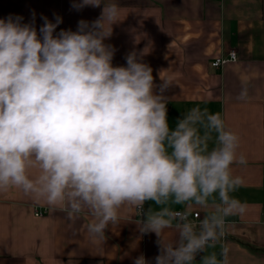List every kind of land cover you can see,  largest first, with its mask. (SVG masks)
I'll return each mask as SVG.
<instances>
[{"label":"clouds","instance_id":"9594fccd","mask_svg":"<svg viewBox=\"0 0 264 264\" xmlns=\"http://www.w3.org/2000/svg\"><path fill=\"white\" fill-rule=\"evenodd\" d=\"M101 5V15L79 20L76 31L57 32L58 15L54 22L41 16L38 30L34 13L29 23L21 16L0 19V191L19 189L69 218L87 209L93 239L118 223L122 206L143 209L154 202L159 210L143 213L139 231L157 237L155 264H195L197 256L200 264H227L226 247L219 260L207 249L225 236V218L245 211L229 196L242 183L231 166L247 163L237 154L239 137L220 113L199 107L171 128L164 95L170 83L155 85L136 52L125 56L126 66H113L116 49L104 41L118 6L73 0L71 7ZM246 96L243 89L238 98ZM214 196L216 212L198 225L189 213L168 207H206ZM173 226L175 246L162 241ZM134 264L149 262L141 254Z\"/></svg>","mask_w":264,"mask_h":264},{"label":"crops","instance_id":"0c3cea01","mask_svg":"<svg viewBox=\"0 0 264 264\" xmlns=\"http://www.w3.org/2000/svg\"><path fill=\"white\" fill-rule=\"evenodd\" d=\"M119 9L112 35L104 41L115 47L113 66H126L125 56L136 52L152 69L154 84L167 80L169 126L190 109L199 107L220 113L227 130L239 137L237 154L247 163H234L233 176L242 183L229 193L245 209L243 214L225 218V236L207 253L226 247L227 264H264V0H109ZM73 0H0V19L9 15L29 23L35 14L37 30L41 16L63 22L56 29L76 31L79 20L92 22L100 7L72 9ZM107 26V25H106ZM236 52L238 60L220 69L212 67L219 57ZM243 89L245 99H239ZM158 92V89H154ZM213 141L209 147L214 146ZM35 170H30L34 175ZM218 196L208 205H177L173 211H186L198 219L216 212ZM154 202L139 208L125 205L119 221L109 224L103 239H93L88 225L94 217L87 209L73 218L60 207L10 188L0 191V264H134L143 254L149 264L158 255L154 233L141 234L143 213ZM37 210H48L37 217ZM175 224V222H174ZM198 230V228H197ZM173 228L162 233L165 244L178 242ZM195 264H200L197 256Z\"/></svg>","mask_w":264,"mask_h":264},{"label":"built area","instance_id":"2783aa9c","mask_svg":"<svg viewBox=\"0 0 264 264\" xmlns=\"http://www.w3.org/2000/svg\"><path fill=\"white\" fill-rule=\"evenodd\" d=\"M238 60L237 57V53L232 51L230 52V54L228 55V57H219L217 59H215L212 62V67L215 69H220L223 68L224 66H226L228 63L230 62H235ZM48 212V210H37L35 212V215L37 217L39 216H43L44 214H46ZM139 212H142V209L139 208ZM179 212H186V211H179ZM188 213V212H187ZM199 218V213H194L193 215L189 214V220L192 221V219H198Z\"/></svg>","mask_w":264,"mask_h":264}]
</instances>
